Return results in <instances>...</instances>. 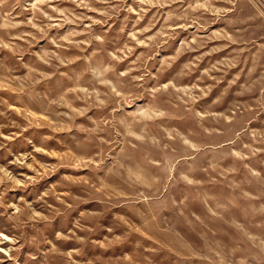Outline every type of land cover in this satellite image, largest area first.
Here are the masks:
<instances>
[{
	"label": "rangeland",
	"instance_id": "1",
	"mask_svg": "<svg viewBox=\"0 0 264 264\" xmlns=\"http://www.w3.org/2000/svg\"><path fill=\"white\" fill-rule=\"evenodd\" d=\"M0 264H264V0H0Z\"/></svg>",
	"mask_w": 264,
	"mask_h": 264
}]
</instances>
